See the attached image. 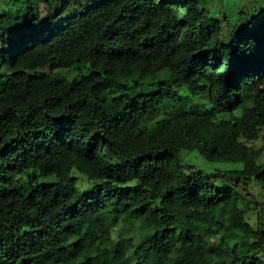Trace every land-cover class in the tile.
<instances>
[{
  "label": "trees",
  "instance_id": "16d2710c",
  "mask_svg": "<svg viewBox=\"0 0 264 264\" xmlns=\"http://www.w3.org/2000/svg\"><path fill=\"white\" fill-rule=\"evenodd\" d=\"M217 1L0 0V264H264V0Z\"/></svg>",
  "mask_w": 264,
  "mask_h": 264
},
{
  "label": "rangeland",
  "instance_id": "374dc122",
  "mask_svg": "<svg viewBox=\"0 0 264 264\" xmlns=\"http://www.w3.org/2000/svg\"><path fill=\"white\" fill-rule=\"evenodd\" d=\"M201 1H204V0H201ZM208 5L214 7V6L220 5V2L217 0H210ZM226 10L227 9H225V11ZM218 16L221 19H223V17L225 16V12L224 11L219 12ZM65 73H66V71L63 70V71H60L58 74L64 75ZM199 95H198L199 97L205 98L206 106H207L208 105L207 93L204 92V93H200ZM202 100H196V102L194 103L193 99L185 100L183 98L181 101H179V99H177V100L170 102L171 103L170 105L172 107L171 109H173L175 111V110H179L178 105H180L181 108H189L191 106H194L196 104L201 103ZM196 109H198V110L202 109V108H200V104L198 105V107ZM248 144L255 147V148H263L264 149V139H259L257 141L249 142ZM263 156H264V150H263ZM182 158H183V161L185 163L191 164V165L195 166L196 168L202 169L206 172H213L217 169H230L233 167H240L241 166L240 163H231V162H226V161H220V162L208 161L196 150H184V151H182ZM75 175L77 177V186L79 187L80 190L85 191V190H89L91 188L92 184L89 183L90 181L88 180V178L86 177V175L84 173L76 170ZM56 180H57L56 178L51 177V178L44 179L42 181L45 184H53L56 182ZM117 230H118V233H121L122 235H125V236L129 235L128 233L123 231L121 227H119ZM137 240H138V238H136V241Z\"/></svg>",
  "mask_w": 264,
  "mask_h": 264
}]
</instances>
